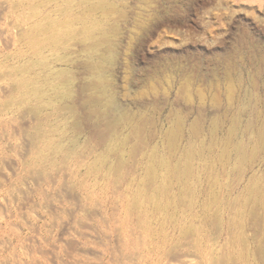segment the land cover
Listing matches in <instances>:
<instances>
[{
	"label": "rangeland",
	"instance_id": "1",
	"mask_svg": "<svg viewBox=\"0 0 264 264\" xmlns=\"http://www.w3.org/2000/svg\"><path fill=\"white\" fill-rule=\"evenodd\" d=\"M262 56L264 0H0V264H264Z\"/></svg>",
	"mask_w": 264,
	"mask_h": 264
},
{
	"label": "bare ground",
	"instance_id": "2",
	"mask_svg": "<svg viewBox=\"0 0 264 264\" xmlns=\"http://www.w3.org/2000/svg\"><path fill=\"white\" fill-rule=\"evenodd\" d=\"M108 49H109V48H108ZM109 50H110V49H109ZM111 50H113V49L111 48ZM261 62L264 63V56L261 57ZM99 67H100V66H99ZM102 69H103V68H102ZM97 78H98V77H97ZM99 80H100V82L98 83L99 85H100V84H104V83H103V82L105 81L104 77H100ZM91 84H92V83H91ZM101 86H102V85H101ZM104 90H105V89H104ZM101 93H102V94H101L102 96H100L99 98L102 97L101 99H103L104 101L106 100V102H107V103L109 104V106H110V105H111V104H110L111 102H110V100H109L110 98H107V97L104 95L103 91H101ZM107 94H108V93H107ZM108 96H110V95L108 94ZM101 99H99V100H101ZM99 100H98V101H99ZM98 101H97V103H99ZM94 105H95V104H94ZM94 105H93V106H94ZM96 106H97V105H96ZM110 107H111V106H110ZM108 108H109V107H108ZM98 111H99V110H98ZM95 113H96V112H95ZM119 116H120V115H119ZM119 116H118V118H119ZM114 119L116 120V118H114ZM112 123H113V121H112ZM169 143L171 144L170 141H169Z\"/></svg>",
	"mask_w": 264,
	"mask_h": 264
}]
</instances>
